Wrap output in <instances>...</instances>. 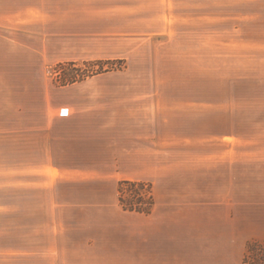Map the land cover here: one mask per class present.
Instances as JSON below:
<instances>
[{"label":"rangeland","instance_id":"1","mask_svg":"<svg viewBox=\"0 0 264 264\" xmlns=\"http://www.w3.org/2000/svg\"><path fill=\"white\" fill-rule=\"evenodd\" d=\"M0 54L1 69L26 70L78 119H172L163 192L177 257L264 264V0H0ZM62 70L78 75L73 86ZM133 181L145 184L117 199L153 197L152 181ZM8 198L0 192V264H136L135 218L105 230L108 213L93 233L102 241H67L63 259L48 251L58 240H44V212Z\"/></svg>","mask_w":264,"mask_h":264},{"label":"crops","instance_id":"2","mask_svg":"<svg viewBox=\"0 0 264 264\" xmlns=\"http://www.w3.org/2000/svg\"><path fill=\"white\" fill-rule=\"evenodd\" d=\"M6 55L10 61L16 52ZM9 66L0 68V192L9 197L5 203L29 204L27 214L44 212V240L63 245L50 243L48 251L64 259L67 241L100 243L102 235L93 233L110 213L105 230L136 219V264H215L177 257L173 197L163 192L176 168L162 160L175 147L170 140H178L172 119H78L70 101L44 84L32 86L26 70ZM121 179L152 181L150 212L119 209Z\"/></svg>","mask_w":264,"mask_h":264},{"label":"trees","instance_id":"3","mask_svg":"<svg viewBox=\"0 0 264 264\" xmlns=\"http://www.w3.org/2000/svg\"><path fill=\"white\" fill-rule=\"evenodd\" d=\"M69 64L72 68H74L73 65L75 64V62H72ZM76 70H78V69H75V71ZM77 76L78 75H76V74L75 75H69L68 73L66 74L65 71L62 70V72L59 73L57 78L60 79L61 85H66L69 83H73L74 81H77L78 80ZM143 184H145V183L142 181H133V180H128V179H123V180L119 181L117 188H118V191L123 193L125 186L133 187L134 185L135 186H139V185L142 186ZM150 191L151 190H149V189L147 190V193H146L147 196H146V195H143L141 192H137L135 190V193L133 195L134 200L130 204L124 203L122 195H119V201L121 202V205L128 210L148 212L149 209L151 208L152 203H153V197H152Z\"/></svg>","mask_w":264,"mask_h":264},{"label":"built area","instance_id":"4","mask_svg":"<svg viewBox=\"0 0 264 264\" xmlns=\"http://www.w3.org/2000/svg\"><path fill=\"white\" fill-rule=\"evenodd\" d=\"M60 115H67V111H60ZM143 195H145V192H141Z\"/></svg>","mask_w":264,"mask_h":264}]
</instances>
